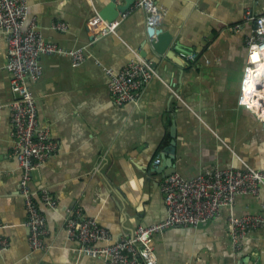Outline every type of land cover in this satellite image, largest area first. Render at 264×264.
<instances>
[{
	"label": "crops",
	"instance_id": "obj_1",
	"mask_svg": "<svg viewBox=\"0 0 264 264\" xmlns=\"http://www.w3.org/2000/svg\"><path fill=\"white\" fill-rule=\"evenodd\" d=\"M26 1L24 26L34 19L46 40L63 49L81 47L84 57L74 64L69 53L41 54V76L27 80L40 125L57 143L30 181L46 222L45 247L33 249L18 192L21 168L10 155L13 92L0 28V235L7 240L0 264H103L68 237L69 210L80 207L96 218L111 241L140 224L163 220V173L156 169L169 170L163 155L172 142L174 171L184 177L214 167L249 165L264 171L262 123L238 103L246 36L253 27L244 14L247 9L264 12V0H155L162 14L158 27L172 34L162 55L148 41L140 7L129 8L114 31L99 35L104 22L93 33L87 20L105 0ZM55 22L64 28H55ZM135 59L150 62L157 76L143 83L136 101L116 103L107 70L118 72ZM43 188L56 198L55 207L41 201ZM233 211L264 218V185L257 194L237 195ZM228 214L223 207L196 226L172 225L157 232L156 264H264V224L233 250Z\"/></svg>",
	"mask_w": 264,
	"mask_h": 264
},
{
	"label": "built area",
	"instance_id": "obj_2",
	"mask_svg": "<svg viewBox=\"0 0 264 264\" xmlns=\"http://www.w3.org/2000/svg\"><path fill=\"white\" fill-rule=\"evenodd\" d=\"M131 7L145 12L147 26L161 19V11L155 0H134ZM128 11V10H127ZM127 11L120 13L125 16ZM27 15L26 0H0V28L6 39V64L10 72L9 85L13 98L8 104L11 124L10 155L16 158L20 168L18 192L26 209L25 225L29 243L33 249L45 247V216L39 210L31 188L33 171L57 150V143L50 138L49 129L40 125L36 101L27 80H37L42 74L39 61L41 54L65 52L71 54L73 63L79 64L84 57L83 48L63 49L46 40L37 29L34 19L24 26ZM246 20L254 26L246 36L247 54L240 83L238 103L254 113L262 123L264 133V12L245 11ZM99 29V35L114 31L120 18L102 19L97 13L87 20L89 31ZM55 28L63 29L62 22ZM110 76L109 91L116 103L134 102L146 81L157 76L150 62L144 59L129 61L118 72L107 70ZM159 162L157 158L155 164ZM167 210L166 217L149 225H138L119 239L111 241L109 231L94 217L86 216L80 207L69 210L65 228L71 240L80 243L78 250L99 257L103 264H156L154 235L172 225H198L219 215L223 207L229 208L227 216L228 238L233 250L240 247L246 234L264 224L259 213L235 214L234 201L239 194H257L264 185V171L245 165L242 168H207L191 177L178 172L163 176L160 183ZM41 201L56 206V198L45 189L40 192ZM97 241L104 245L95 247ZM7 245L0 235V249Z\"/></svg>",
	"mask_w": 264,
	"mask_h": 264
},
{
	"label": "water",
	"instance_id": "obj_3",
	"mask_svg": "<svg viewBox=\"0 0 264 264\" xmlns=\"http://www.w3.org/2000/svg\"><path fill=\"white\" fill-rule=\"evenodd\" d=\"M133 1L134 0H123L122 2H118V0H105L104 4L97 10V14L108 22L112 21L118 18L120 13L127 11ZM252 24L254 26L253 22ZM147 36L153 50L160 55L164 54L172 41L171 32L158 27V23L147 26ZM173 143L174 142H172V147L169 148V153L163 155V157L166 159V162L164 161V163L169 170H163L161 169V166L156 169L158 171L162 170V176L175 170L172 163V159L174 158Z\"/></svg>",
	"mask_w": 264,
	"mask_h": 264
}]
</instances>
